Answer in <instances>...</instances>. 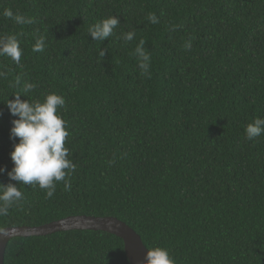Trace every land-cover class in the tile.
<instances>
[{"label":"trees","instance_id":"obj_1","mask_svg":"<svg viewBox=\"0 0 264 264\" xmlns=\"http://www.w3.org/2000/svg\"><path fill=\"white\" fill-rule=\"evenodd\" d=\"M110 14L120 21L114 35L93 41L89 27ZM0 34L18 35L23 49L19 65L0 57V183H15L7 172L18 117L6 102L25 81L37 85L32 100L66 98L65 146L77 166L70 190L61 181L51 198L18 185L25 200L0 225L111 216L176 264H264V135H245L264 118V0H0ZM38 36L42 52L33 51ZM140 40L150 75L134 55ZM4 264L130 262L119 237L69 230L12 238Z\"/></svg>","mask_w":264,"mask_h":264},{"label":"clouds","instance_id":"obj_2","mask_svg":"<svg viewBox=\"0 0 264 264\" xmlns=\"http://www.w3.org/2000/svg\"><path fill=\"white\" fill-rule=\"evenodd\" d=\"M4 15L15 20L18 24H32V17L22 14H14L6 10ZM148 20L155 24L158 17L149 13ZM120 24L119 18L110 14L91 25L88 34L93 41L103 42L105 38L114 35V31ZM134 31H128L122 35L125 43L133 41ZM145 41L140 40L134 49V55L138 58V67L142 74L150 75L151 57L145 51ZM46 47V38H36L33 51L42 52ZM186 50L191 49V40L184 44ZM105 49L100 48L98 54L105 57ZM23 49L20 46L19 36L16 34H0V57L6 56L17 65L21 63ZM6 73L0 71V78ZM16 83H21V77L17 76ZM37 85L25 81L20 93H15V99H7V107L10 113L18 117L12 121L11 137L19 138L14 143L10 153L13 168L7 172L10 181L8 184L0 183V218L6 217L10 211L25 200L24 193L18 185L38 186L45 190L46 198H51L57 188V184L64 182L65 190H70L71 184L68 177L76 171V164L69 158V149L65 146L69 132L67 121L63 118L61 109L66 108V98L62 94L49 92L43 99L32 100L29 93L36 89ZM25 94L28 99L22 100L20 94ZM246 139L249 141L264 135V118L257 117L245 126ZM0 168V173L4 172ZM9 235V230L0 225V239ZM141 264H176L169 249L161 246L148 248Z\"/></svg>","mask_w":264,"mask_h":264},{"label":"water","instance_id":"obj_3","mask_svg":"<svg viewBox=\"0 0 264 264\" xmlns=\"http://www.w3.org/2000/svg\"><path fill=\"white\" fill-rule=\"evenodd\" d=\"M9 235L0 239V264L4 258L9 241L14 237L45 236L55 232L69 230L103 231L119 237L130 264H141L147 248L141 237L125 222L116 217L75 215L52 221L40 226L7 227Z\"/></svg>","mask_w":264,"mask_h":264}]
</instances>
